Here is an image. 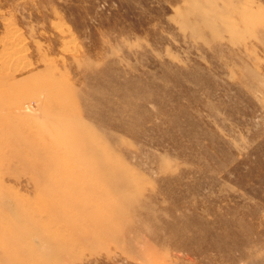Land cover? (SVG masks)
I'll return each instance as SVG.
<instances>
[{
	"label": "rangeland",
	"instance_id": "1",
	"mask_svg": "<svg viewBox=\"0 0 264 264\" xmlns=\"http://www.w3.org/2000/svg\"><path fill=\"white\" fill-rule=\"evenodd\" d=\"M0 264H264V0H0Z\"/></svg>",
	"mask_w": 264,
	"mask_h": 264
}]
</instances>
